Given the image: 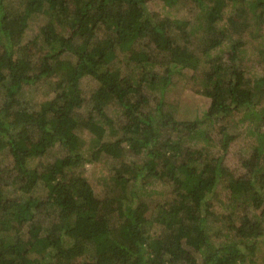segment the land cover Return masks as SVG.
<instances>
[{
    "label": "trees",
    "instance_id": "1",
    "mask_svg": "<svg viewBox=\"0 0 264 264\" xmlns=\"http://www.w3.org/2000/svg\"><path fill=\"white\" fill-rule=\"evenodd\" d=\"M150 1L0 0V155L12 188L0 190V264H264V76L247 77L245 41L233 35L245 26L264 42V0H162L198 11V53L178 42L188 20ZM34 17L44 23L21 43ZM223 44L229 59L213 57ZM198 54L210 64L197 79L209 105L179 118L161 96L174 75L197 71ZM85 77L96 83L87 99ZM39 82L50 83L46 98L23 101ZM241 110L256 144L234 175L225 157L236 135L219 122ZM205 122L219 125L217 155L190 143L211 144ZM80 128L93 136L87 154ZM102 155L114 164L101 198L81 168ZM153 182L170 184L171 198L148 203Z\"/></svg>",
    "mask_w": 264,
    "mask_h": 264
},
{
    "label": "rangeland",
    "instance_id": "2",
    "mask_svg": "<svg viewBox=\"0 0 264 264\" xmlns=\"http://www.w3.org/2000/svg\"><path fill=\"white\" fill-rule=\"evenodd\" d=\"M149 7L151 10L154 9L158 11L160 15H174L176 17L188 20L189 23L186 28L187 30H189L188 33L190 34V38L181 33L184 36L179 37L178 42L182 45H185V39H189L191 43L190 45L192 46L191 49L196 53L199 52V45L201 44L200 37L202 35L200 34L192 37V31H190L192 29L196 30L200 26V20L198 19L199 13L190 3L188 5H185L182 11L177 12H174L175 10L168 11L169 9H167L162 0H151L149 2ZM43 23V17H34L32 19H29L27 26L23 32L21 43L32 40L40 30L39 28ZM239 32H242V34L240 36H237ZM261 34L264 37V29ZM233 35L236 39H241L243 42L245 41V50L241 57H243L245 62H247L246 68H244L247 71V77L250 80H253L254 78L264 76V42H260V38L255 37L254 32L249 31L245 26H243L241 30L234 32ZM229 48V44H223L221 47H219V49H213L211 51V55L213 57L219 55L224 59H229ZM198 55L200 57L202 56L200 54ZM209 65L210 64L203 57H201V61L199 66L197 67V71L186 70L185 73H182L181 76L174 75L173 82L169 86H167L166 90H164V92L162 93V104L165 103L166 106H172L175 109L176 116H178L179 118L187 117L193 119L195 117L201 116L209 105V99L203 93H201L202 88L200 87L197 79L202 75V73L208 68ZM175 77H178V79H175ZM95 85L96 83L93 79L89 77L83 78L80 82L83 97L87 99L91 91L94 89ZM50 87V83L48 82H39L30 87L25 85L23 87V101L37 103L40 100H43L44 98H46ZM148 92L152 98L159 95V92L154 94L153 92L151 93L150 90ZM88 110L89 106L84 105L81 113L84 115L88 112ZM106 112L111 116H115V114L119 111L117 106H115L114 104H110L106 108ZM220 123L228 128V132L236 135V138L228 148L225 162L227 166L232 170L234 175H238L243 172V168L241 165L242 160H246L250 157L252 148L256 144L255 136L253 134H245L244 132V128L247 124L244 110L234 112L233 114L224 118L223 121H220L219 124ZM257 124L258 122L255 121L253 126L255 127ZM218 127V123H201L198 128L204 131L207 140L211 142V144L205 142L203 140V136L198 137V143L192 141L190 143L196 148L205 149L208 156L217 155L219 151V147L217 146V141L219 138ZM237 133L240 134L237 135ZM79 135L84 141L83 148L87 154L89 149L92 147L93 136L84 128H80ZM123 151L125 152V157L127 156L126 161H130V163H137L141 161L140 157L136 156L132 152V150L129 149V147L124 146ZM57 154H59V150L55 149L48 155V157L52 158L53 155ZM37 161V159L30 160L29 165H35ZM6 164L10 165V160L4 155H0V190L11 192L12 188L6 186L5 183V181L9 180L10 177V174L8 175L6 169L4 168ZM113 164L114 162L112 158L107 155H102L98 159L85 161L84 166L81 168L84 176L92 185L94 192L101 198L108 195L111 190V185H107L105 181L112 174ZM151 188H153L151 194L149 193L147 197H143L150 204L154 205L156 203L162 202L165 199H169L171 198L170 196H172V187L170 184L153 182L149 184V190ZM220 190L221 188H218V192ZM35 192H37V194L39 195H44L45 189L41 188V186H38ZM215 210L219 212L218 200L215 203ZM153 215H155V212L149 211V216L151 217ZM215 225L216 223L211 222L212 227Z\"/></svg>",
    "mask_w": 264,
    "mask_h": 264
}]
</instances>
